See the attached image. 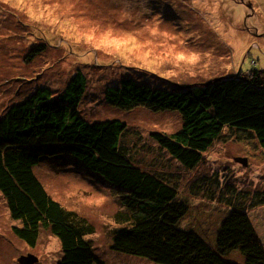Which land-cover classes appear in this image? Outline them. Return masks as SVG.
Instances as JSON below:
<instances>
[{"label":"rangeland","instance_id":"1","mask_svg":"<svg viewBox=\"0 0 264 264\" xmlns=\"http://www.w3.org/2000/svg\"><path fill=\"white\" fill-rule=\"evenodd\" d=\"M243 2H251V9ZM40 44L45 51L29 57ZM253 68L264 75V0H0V117L38 86L56 95L83 72L82 115L91 122L127 121L124 140L134 160L178 185L174 204L157 221L194 232L210 246L214 253L205 247L195 254L198 264H251L241 244L245 219L264 248V149L226 127L188 169L150 136L154 130L178 131V112L122 110L106 100V89L132 77L174 90L242 72L248 76ZM35 172L56 200L95 227L88 238L101 264H188V250L175 260L148 257L149 225L127 228L119 222L122 206L112 187L75 157L48 159ZM14 225L22 227L0 194V264H17L28 251L38 256L34 264L61 258V241L49 227H40L37 245L30 247L15 236Z\"/></svg>","mask_w":264,"mask_h":264},{"label":"trees","instance_id":"2","mask_svg":"<svg viewBox=\"0 0 264 264\" xmlns=\"http://www.w3.org/2000/svg\"><path fill=\"white\" fill-rule=\"evenodd\" d=\"M45 48L44 44L32 47L28 56L33 58ZM251 70L248 76L242 72L241 76L217 77L174 90L126 77L119 85H110L105 97L122 110L144 106L178 112L183 118L178 131L154 130L150 136L182 166L192 169L226 127L259 142L264 149V75L260 73L263 69ZM86 86L85 75L77 71L60 93L55 95L53 88L40 85L10 104L0 117V194L12 218L21 222L16 233L35 247L40 227H49L62 244L63 253L56 264H101L88 238L95 227L56 200L35 172L43 161L70 156L112 187L122 206L116 216L119 222L127 228L149 225L145 230L153 239L147 243L152 248L148 257L164 254L175 260L188 250V264H198L195 254L202 249L208 247L206 251L214 253L196 233L176 231L171 224L157 221L158 214L174 204L178 185L166 173L144 169L134 160L130 144L124 140L127 121L91 122L82 115L79 105ZM242 225L244 255L251 257V264H264V248L252 225L246 219ZM211 259L207 257V262Z\"/></svg>","mask_w":264,"mask_h":264},{"label":"water","instance_id":"3","mask_svg":"<svg viewBox=\"0 0 264 264\" xmlns=\"http://www.w3.org/2000/svg\"><path fill=\"white\" fill-rule=\"evenodd\" d=\"M247 5L249 6V8L252 7L250 3H247ZM37 261H38V256L34 253L29 255H23L18 259L19 264H34Z\"/></svg>","mask_w":264,"mask_h":264},{"label":"flooded vegetation","instance_id":"4","mask_svg":"<svg viewBox=\"0 0 264 264\" xmlns=\"http://www.w3.org/2000/svg\"><path fill=\"white\" fill-rule=\"evenodd\" d=\"M20 228L21 226L20 225H14V227H13V233L15 234V236L18 238V239H21V240H23V242H25V243H28L27 241H25L24 239H22L17 233H16V231H15V228ZM28 245H29V243H28ZM30 247H32V246H30ZM29 254H32V251H28L27 252V254H25V253H22V254H19V257H17L18 259L21 257V256H23V255H29ZM18 259H16L15 261L17 262V264H19V262H18Z\"/></svg>","mask_w":264,"mask_h":264}]
</instances>
